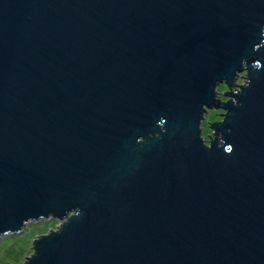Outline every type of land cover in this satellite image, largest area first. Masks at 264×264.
<instances>
[{"label": "water", "instance_id": "water-1", "mask_svg": "<svg viewBox=\"0 0 264 264\" xmlns=\"http://www.w3.org/2000/svg\"><path fill=\"white\" fill-rule=\"evenodd\" d=\"M51 219L22 264H264V0H0V238Z\"/></svg>", "mask_w": 264, "mask_h": 264}, {"label": "rangeland", "instance_id": "rangeland-1", "mask_svg": "<svg viewBox=\"0 0 264 264\" xmlns=\"http://www.w3.org/2000/svg\"><path fill=\"white\" fill-rule=\"evenodd\" d=\"M245 72H241V75L237 79L238 84H242L245 80ZM217 90L220 92V96L223 99L229 98L225 95V92L230 91L226 82H222L218 85ZM231 91H235L231 89ZM226 111L222 107L208 108L204 114L202 121L203 136L208 142L210 135L213 133L210 127L214 121H220L224 117ZM59 225V221L54 219L41 220L39 222H30L21 233L7 234L0 238V264H22L26 257L33 251L32 242L40 234L49 232L50 229H56Z\"/></svg>", "mask_w": 264, "mask_h": 264}, {"label": "snow or ice", "instance_id": "snow-or-ice-1", "mask_svg": "<svg viewBox=\"0 0 264 264\" xmlns=\"http://www.w3.org/2000/svg\"><path fill=\"white\" fill-rule=\"evenodd\" d=\"M228 148L231 150L232 149V145H228Z\"/></svg>", "mask_w": 264, "mask_h": 264}]
</instances>
